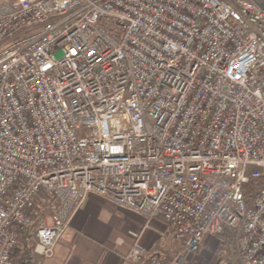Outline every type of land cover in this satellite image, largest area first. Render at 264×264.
<instances>
[{"label":"built area","instance_id":"1","mask_svg":"<svg viewBox=\"0 0 264 264\" xmlns=\"http://www.w3.org/2000/svg\"><path fill=\"white\" fill-rule=\"evenodd\" d=\"M90 192L162 221L171 264L233 233L264 264V0H0V264L43 203L51 257Z\"/></svg>","mask_w":264,"mask_h":264},{"label":"crops","instance_id":"2","mask_svg":"<svg viewBox=\"0 0 264 264\" xmlns=\"http://www.w3.org/2000/svg\"><path fill=\"white\" fill-rule=\"evenodd\" d=\"M165 228L160 220L147 223L143 215L116 205L106 195L90 192L74 206L68 227L55 244L53 255L36 262L122 264L123 254L139 235V241L146 249L144 260L156 256L164 264H170L181 244L163 238ZM231 249L229 240L222 244L207 237L191 264H237V259L230 255Z\"/></svg>","mask_w":264,"mask_h":264},{"label":"trees","instance_id":"3","mask_svg":"<svg viewBox=\"0 0 264 264\" xmlns=\"http://www.w3.org/2000/svg\"><path fill=\"white\" fill-rule=\"evenodd\" d=\"M262 180L261 179H256L252 178L250 179L247 183L243 184V195H244V202L247 208H250L255 196L261 187ZM49 211V208L47 204H40L38 207H36L35 212L32 216L31 222L25 227V229L20 233L19 235V240L22 243L21 247V252L18 257V262L19 264H34L36 262V257L33 252V241H32V236H33V227L36 225L38 218L40 217L41 214L46 213ZM235 233H233L232 239L229 240V244L232 246L230 255L232 257H236L237 259V264H242V258L241 255L238 251V246L237 242L235 239ZM183 245L180 246L181 250ZM171 264V263H170Z\"/></svg>","mask_w":264,"mask_h":264},{"label":"rangeland","instance_id":"4","mask_svg":"<svg viewBox=\"0 0 264 264\" xmlns=\"http://www.w3.org/2000/svg\"><path fill=\"white\" fill-rule=\"evenodd\" d=\"M36 29V27H34V28H27V29H25L24 31H22V32H20V33H18L17 35H16V37L15 38H17V37H19L20 35H23V34H29V33H31L33 30H35ZM14 38V39H15ZM44 214V213H43ZM43 214H41L40 216H42ZM39 219V218H38ZM38 221V220H37ZM37 224V223H36ZM35 227L36 226H34L33 227V232H34V230H35ZM32 241L34 242V238H32ZM21 247H22V243H21V241L19 240V248H18V252H17V256H16V260H17V262H18V257H19V254H20V252H21ZM36 257V256H35ZM231 257H232V255H231ZM234 258H236V257H234ZM36 261H39L40 260V258H38V257H36ZM19 263V262H18ZM191 263H192V261H191ZM190 263V264H191ZM34 264H38L37 262H35ZM46 264H52V263H50V262H47Z\"/></svg>","mask_w":264,"mask_h":264},{"label":"snow or ice","instance_id":"5","mask_svg":"<svg viewBox=\"0 0 264 264\" xmlns=\"http://www.w3.org/2000/svg\"><path fill=\"white\" fill-rule=\"evenodd\" d=\"M73 54L75 55V50H73ZM90 55H91V53H90ZM229 74H231V73H226V75H229ZM113 151H120V149H113Z\"/></svg>","mask_w":264,"mask_h":264},{"label":"water","instance_id":"6","mask_svg":"<svg viewBox=\"0 0 264 264\" xmlns=\"http://www.w3.org/2000/svg\"><path fill=\"white\" fill-rule=\"evenodd\" d=\"M22 264H24V263H22Z\"/></svg>","mask_w":264,"mask_h":264}]
</instances>
